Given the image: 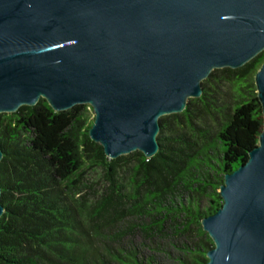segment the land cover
<instances>
[{
	"label": "trees",
	"instance_id": "trees-1",
	"mask_svg": "<svg viewBox=\"0 0 264 264\" xmlns=\"http://www.w3.org/2000/svg\"><path fill=\"white\" fill-rule=\"evenodd\" d=\"M263 62L214 69L199 98L160 117L149 158L107 157L89 105L55 111L41 98L0 113V264H204L213 244L200 221L262 130Z\"/></svg>",
	"mask_w": 264,
	"mask_h": 264
},
{
	"label": "water",
	"instance_id": "water-1",
	"mask_svg": "<svg viewBox=\"0 0 264 264\" xmlns=\"http://www.w3.org/2000/svg\"><path fill=\"white\" fill-rule=\"evenodd\" d=\"M261 52L264 0H0V113L41 98L55 111L87 104L107 157L149 158L160 117L199 98L214 69ZM254 85L262 130L200 221L213 244L204 264H264V62Z\"/></svg>",
	"mask_w": 264,
	"mask_h": 264
},
{
	"label": "rangeland",
	"instance_id": "rangeland-1",
	"mask_svg": "<svg viewBox=\"0 0 264 264\" xmlns=\"http://www.w3.org/2000/svg\"><path fill=\"white\" fill-rule=\"evenodd\" d=\"M87 105V104H86ZM92 109V108H91ZM91 114H93V111H90ZM174 241H178L179 242V238H174Z\"/></svg>",
	"mask_w": 264,
	"mask_h": 264
}]
</instances>
